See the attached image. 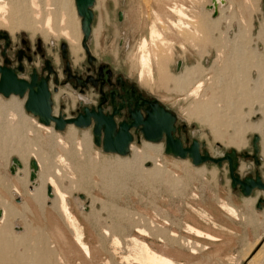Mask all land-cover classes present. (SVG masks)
I'll return each mask as SVG.
<instances>
[{
  "label": "rangeland",
  "instance_id": "rangeland-1",
  "mask_svg": "<svg viewBox=\"0 0 264 264\" xmlns=\"http://www.w3.org/2000/svg\"><path fill=\"white\" fill-rule=\"evenodd\" d=\"M11 1L12 4L16 2L6 0L8 4L0 12V29L9 33L11 45L17 44L20 37L31 40L40 38L50 52L53 47L57 50L59 41H66L63 36H46L41 31L45 12H40L42 15L38 16L35 3L40 1V7L44 9L47 0H26V12L18 14L12 13ZM72 1L80 24L75 2ZM104 1L108 16L98 40V0L93 6L92 52L100 60L135 80L146 94L176 113L177 123L186 124L183 140L198 139L214 157L221 156L231 148L237 154H251L252 135L259 130L264 131V127L246 130L240 146L227 139L239 123H257L261 122V117L264 118V40L259 38L257 32L260 23H264L262 0H226L216 16L206 7L211 0ZM169 4L175 8L181 5L187 18L175 13L177 10L171 12ZM118 11L122 12L121 20L118 19ZM158 15L163 22L157 20ZM169 17L189 23L191 30L179 21L172 27ZM29 19L37 27L36 32L24 26H14L16 29L11 27L16 21L29 22ZM247 20L252 24L248 33L242 30ZM152 26L161 30V33L164 31L160 38L155 37L159 39L157 42L152 41L149 34ZM143 37L148 38L144 48L141 47ZM154 41L155 45L158 43L157 47ZM162 44L163 47L167 46L166 53L169 51L167 67L173 77L199 65L200 73L203 70L199 78L195 77L198 78L195 80L192 77L187 87L181 89L175 87L173 80L168 86L160 87L163 85L157 79L156 59L152 56L154 78L144 83L140 76L143 68L140 66V55L149 48V51L162 49ZM80 52L78 58L71 53L74 65L80 64L85 56L83 49ZM177 60L182 61L178 70ZM227 76L228 79L235 77L239 83L230 98L223 95L225 90L222 88ZM198 80L203 81L201 94L214 93V96L219 97L214 102L218 108L224 109L223 123L207 122L201 113L195 112L197 100L207 96L200 94L201 97L196 98L188 95ZM239 80L243 83L240 84ZM211 82L213 86L210 87ZM55 97L54 107L57 111L61 109L60 103L63 101H67L64 106L67 115L77 107V93L69 88L61 87ZM17 102L20 104L19 114L14 113L16 111L11 105ZM23 102L24 98L17 95L5 97L0 94V124L4 122L14 128L11 132L0 129V136H8L7 139L4 137L7 146L26 147L28 163L31 158L41 162L38 177L34 180L37 186L34 188H44L43 201L32 198L30 186L33 183L28 179V164L27 172L23 170L22 157L26 155L21 156L10 150L11 154L0 150V199L19 209H26L23 215L10 219V224L14 220L20 224L26 222L34 232L40 231L49 237L50 246L56 249L51 264H127L125 257L129 255L131 264H141L134 259L136 251L133 236L145 240L154 250L172 258L175 264H264V203L261 208L255 206L257 198L264 197V191L255 189L251 195L244 196L238 188H232L226 161L221 166L214 162L194 165L188 157L166 154L163 141L150 142L141 135L138 140L134 139L133 148L127 155L104 152L101 146L93 143L90 128L68 124L62 131L54 130L52 124L44 125L26 111ZM258 145L259 165H255L250 156L239 157V165H245V169L237 170L240 176L253 174L255 169L261 176L264 174V138L261 135ZM13 156L21 159L23 167L11 173L9 165ZM48 175L53 176L64 190L71 219L83 232L91 256L82 254L75 241V229L60 208L56 194L53 192L52 198L46 195ZM42 179L45 180V186ZM15 188L19 193H15ZM20 224L14 225L13 229H21ZM190 225L212 234L214 239L205 237V234L196 235ZM36 227L40 230H36ZM140 228L145 229L142 231L144 233H141ZM106 261L108 263H104Z\"/></svg>",
  "mask_w": 264,
  "mask_h": 264
},
{
  "label": "bare ground",
  "instance_id": "bare-ground-1",
  "mask_svg": "<svg viewBox=\"0 0 264 264\" xmlns=\"http://www.w3.org/2000/svg\"><path fill=\"white\" fill-rule=\"evenodd\" d=\"M176 1H178V0H176ZM216 1H217V11H220L224 7L226 0H224V2H222L221 0H216ZM72 2H73L72 0H47V3H46L47 6H45L44 9H42V7H40L41 6L40 5V1H38V3H35V5H37V9H36L35 13L39 16L42 12H45L44 20L43 21L41 20V22H42V28L40 27L42 29L41 31L46 36H49L51 34H53L54 36L55 35L56 36H63L66 39V42H67V45H68V50H69V47H70L71 53L75 54L77 56L76 58H78L79 52L82 51V47H81V44H80L82 33H81V30H80L79 21L76 18V14H75V10H74ZM25 3H26V0H16V2H14L13 4H12V1H11V4L13 5L12 6V13L18 14V13H22L23 11H25L26 8H27ZM172 3H174V1ZM209 3H211V1ZM6 4H8V2H6V0H0V12L2 11L3 8H6V6H7ZM180 6L175 8V6H173V4H172L168 8H169V10L171 12L177 10L178 12H175V13L181 14V16L184 15V17H185L187 14L183 11V7L180 8ZM106 7H107L106 6V2L104 0H98L97 9H98V12H99V26L100 27L98 29L99 32L96 35V38H97L96 40L99 39L100 30L103 27L104 22L107 20V16L108 15H107V11H106L107 8ZM209 10L213 11V9H209ZM27 15H28V13H27ZM38 16H37V18H39ZM186 18H187V16H186ZM160 19H161V17L159 16L157 20H160ZM170 19L172 20V24H171L172 27L177 25V21H179V20L176 21V20H173L172 18H170ZM160 21L163 22L164 20L163 21L160 20ZM247 21L243 23V29H242L246 33L250 32L251 31V27H252L251 21H248V22ZM169 22H170V20H169ZM178 23H182L183 26L188 27V28L191 27V25L189 23L182 22L181 20ZM11 25H13V26H11L12 28L14 26L15 27L24 26L26 28H29L33 32H36L38 30L37 27H35V25L32 23L31 19H29V22L16 21L14 24H11ZM178 27H181V26H178ZM176 28H177V26H176ZM178 30H180V29H178ZM190 30H191V28H190ZM257 32H258L259 38H263L264 39V23H261L259 25ZM92 33H93V28H92V32H91V37H92ZM162 33H161V30L159 31V29H157L154 26H152V29L150 30L149 34H151V37H152L151 40L152 41L155 40L157 42V40L159 41V39L156 40L155 37L160 38V35ZM8 35H9V33H8ZM9 38H10V35H9ZM196 40L197 39L195 38V41ZM155 41L153 43H154V46L157 47L158 43L155 45V43H156ZM164 41H165V39H164ZM147 42H148V38L147 37H143V40H141V47H143V48L146 47ZM165 46L163 47V44H162L161 45V47H163L162 49L161 48L160 49L158 48L157 50L151 49L150 51H149V49H150L149 48L148 51H146L144 53H142V50H141L142 54L140 55V61H141L142 65H140V66L143 67V68H142V72L140 73V76H141L142 80L144 81V83L146 82V84L151 82V81H153L154 72H153V68L151 66V63H152V56H154L155 57L154 59H156L155 63L157 65V79H158V81H160V84L163 85V86L160 85V87H163V88L166 87L164 85H167L170 81L172 82V80L174 81L175 87L177 86L180 89L184 88L185 86L187 87V84H188L189 81L192 80V77L195 78V77L200 76L202 74L203 70L200 73L199 65H196L192 69L187 70L185 72H182L181 74L173 77V75L170 74V71H169V69L167 67V65H168L167 64V60H168V55H169L168 52L169 51L166 53ZM166 48H167V46H166ZM243 53H244V51H243ZM170 55H171V53H170ZM199 73H200V75H199ZM235 73H236V71L234 72V74ZM228 76H231V75H228ZM228 76L225 78V82H224V85H223L222 88L225 90V94H223V95H225L226 97L228 95V98H230V96L231 97L233 96L232 92L235 91V89L237 87H239V85H238L239 83H238V81H236L235 77H232L234 79V81H233V79H228L229 78ZM224 77H225V75H224ZM198 78H195V80L198 79ZM239 82H240V80H239ZM242 83L243 82H240V84H242ZM211 86H213L212 82H211L210 87ZM202 87H203V81L202 80H198L197 83H196L195 88H193L188 95H190V96L193 95L194 97L198 98L200 96V94H201L200 91H201ZM167 89H168V87H167ZM224 90H222V93H223ZM213 94L211 93V95L210 94L208 95L205 92V94H203V96L204 95H207V96H204L203 99H198L197 100L195 112L198 111L199 114L201 113V115H203L202 118L204 120H207V122L220 124V123H223L225 121V118H224L225 114L223 113L224 109H220V108H218L215 105L214 100L216 98H219V97L218 96H214ZM52 97H53V95H52ZM196 98H195V100H196ZM195 100L193 102L194 104H195ZM11 102H12V100H11ZM11 105L14 107V110L16 112H14L13 109L11 111L14 112V113H18L19 114V112H17V111H18V107H19L20 104H18V102H17V103H11ZM193 107H195V105ZM190 110H192V108ZM53 111H54V106H53ZM54 113H55V111H54ZM189 114H190V112H189ZM7 122H9V121H7ZM3 123L0 124V129H2L3 132H8L9 130H10V132L13 131V129H14L13 127H9V126H7V125H5ZM9 123H11V122H9ZM6 124H8V123H6ZM12 124H14V123H12ZM12 124H10V125L12 126ZM263 124H264V122H257V123L242 122V123H239L236 126L234 133L229 135V136L227 135L228 136L227 140L230 143L234 144V145L240 146L243 143V135L246 132V130L248 131L249 129H255V130L256 129H258V130L262 129ZM3 135H4V133H3ZM258 135H259V133H258ZM4 137H6V136L4 135ZM4 137L0 136V150L2 152L8 154L9 150H10V152H17L21 156H24V154L27 152L26 147L25 148L24 147H17L19 145H17L16 147H11L10 145L7 146V144H6L7 142H5L6 140H5ZM259 137H260V135H259ZM7 138H8V136L6 137V139ZM8 142H10V141L8 140ZM132 146H133V143L131 142L130 148H129L130 150H131V148H133ZM9 154H11V153H9ZM35 154L38 156L37 152H35ZM27 157H28L27 155H26V157H22V159L24 160L23 161L24 162V168H23L24 172H27V164H28V158ZM19 160L21 162V167H23V163H22L20 158H19ZM35 160L37 161L38 168L40 169L41 162L38 161L37 159H35ZM45 161L46 160H44V163H45ZM132 166L133 165H131V167ZM126 167H128V166H126ZM17 168H19V167H17ZM240 168L242 170L245 169V165H243V164L241 165V163H240L238 169L240 170ZM39 169H38V174H39ZM45 169H46V166H45ZM44 176L46 177V174H44ZM37 177H38V175H37ZM262 178H263V176H262ZM42 180H44V179H42ZM47 181H48V185H50L51 188H52V195L54 196L53 192L56 194V196H57L56 200L59 201L60 206H61L60 208H62V210L64 211L65 216L68 217V220L71 221L70 225L72 224V228L75 229V235H76L75 241H76L77 245L79 246V248L82 250V254H84V256H91L90 247L87 244V242H85L84 239H83V232L77 227V225L75 223V220L71 219L72 216H71V212H70L69 207H68L67 202H66V198H65L66 195L64 193V190H62V188L60 186H58V184L56 182V179L53 176H49ZM35 183L36 182L34 181L33 184H32V188H30L31 191H32V198L37 200L38 202H42L43 201V196H44V188L43 187L34 188L35 186H37V185H35ZM43 185L45 186V180H44V184ZM15 191H16L15 193H19V190L16 189ZM0 208L2 209V213L0 215V223L3 220H5V219L7 220V222L5 220V223L0 226V264H51L53 262V258H54V255H55L54 252L56 251V249L52 248L50 246L49 239H48L49 237L47 235H45V234L42 235L40 233V231L39 232L38 231L34 232L33 228L31 226H28L26 224V222L20 224V222L18 220H14L13 223L10 224V221H9L10 219H15V217L23 215V213H24L23 210H26V209L25 208L19 209L17 206L13 205L12 203H7L6 200H3V199H0ZM229 208H230V206H229ZM231 209L233 211L235 210L234 207H231ZM16 224H18V225L20 224L21 229H18L17 231H15L13 229V227ZM24 224H25V226H24ZM35 229L36 230L37 229L40 230L39 227H36ZM190 229H192L193 230L192 232L196 233V235L203 236L205 234L203 231H201V230H199V229H197V228H195L193 226H190ZM22 230H23L22 234H18ZM142 231H145V229H143V228L141 229V233H144ZM205 236L212 237V236H210L208 234H205ZM132 240L135 243L134 244L135 245L134 249L136 251V254L134 256L135 261L137 260L141 264H175L176 263L173 259H171V258L167 257L166 255L154 250L145 240L140 239V237L133 236ZM62 246L64 248L63 244H62ZM129 256L125 257L127 264H131L130 262H132V261H130ZM104 263H108V262L106 261Z\"/></svg>",
  "mask_w": 264,
  "mask_h": 264
},
{
  "label": "water",
  "instance_id": "water-1",
  "mask_svg": "<svg viewBox=\"0 0 264 264\" xmlns=\"http://www.w3.org/2000/svg\"><path fill=\"white\" fill-rule=\"evenodd\" d=\"M224 2V0H221ZM76 13L80 17L81 30V47L86 53H89L87 41L92 32V22L94 18L93 5L95 0H74ZM263 11H264V0ZM208 9H213L212 15H217V1L211 0V3L206 5ZM118 19H122V12L118 11ZM1 55H5L6 48L10 43V38L5 30H0ZM66 42H62L61 48L63 56L65 54ZM5 63L8 59L5 58ZM182 64L181 60H177L176 69L178 70ZM47 70L51 72V66L46 65ZM21 69L8 67L5 64H0V94L5 97L17 95L24 98L23 108L37 117L38 121L44 125L53 126L54 130L62 131L68 124H73L80 128H90L92 141L95 145L101 146L104 152L115 153L118 155H127L130 151V144L134 140V135L130 128H134V133H140L141 136L150 142H164V152L172 154L180 158H190L192 164L199 165L203 162H214L221 166L224 161L227 162L230 185L232 188H238L242 195L249 196L255 189L264 191V181L257 169L253 174L240 176L237 172L239 168V157H251L255 165H259V140L258 133H254L251 138L252 153L237 154L234 148L229 151H224L221 156L214 157L204 148V143L196 138H191L188 145H184L181 137L176 135L180 127L176 125L177 115L171 109L163 105L158 99L153 98L148 106L143 109L144 115L138 110L130 112V122L120 121L115 122L112 115L102 113L100 106L98 109H92L83 106V111L77 115H67L61 109L54 113L52 107L51 91L48 85L47 78L37 79L36 70L33 68L28 79L19 77L15 70ZM182 128L186 124L182 123ZM139 136H137L138 140ZM186 141L188 139L186 138ZM29 173L28 179L34 182L38 175V164L34 158H31L28 163ZM17 167H21V162L18 157H11L9 170L14 173ZM32 188V185L30 186ZM46 195L52 197V188L46 186ZM83 198L82 194H79ZM264 203V197H258L255 203L256 208H261ZM2 209L0 208V215ZM18 228V227H17Z\"/></svg>",
  "mask_w": 264,
  "mask_h": 264
},
{
  "label": "flooded vegetation",
  "instance_id": "flooded-vegetation-1",
  "mask_svg": "<svg viewBox=\"0 0 264 264\" xmlns=\"http://www.w3.org/2000/svg\"><path fill=\"white\" fill-rule=\"evenodd\" d=\"M91 38L90 36L87 41L89 53L83 50L85 56L78 65L73 64L71 50L70 47L68 50L65 40L59 41L57 50L56 47H53V50L48 52L40 38L31 40L26 37H20L19 42L14 45H11L10 40L5 55L0 53V64L12 68L21 66V69H16L15 72L24 79L29 78L33 68L36 70L37 79L47 78L51 91L52 107L54 106L52 95L60 92L61 87L69 88L77 93V107L70 114L71 116L83 111V106L92 109H98L100 106L102 113L112 115L115 122H130V112L135 110L144 115L143 109L148 106L153 97L146 94L136 81L128 75L100 60L91 50ZM3 42L4 40L1 39L0 43ZM62 42H66L64 49L66 57L63 56ZM1 50L2 48H0V52ZM5 58L8 59L7 63L4 62ZM47 64L51 66V72L47 70ZM65 104L67 101L60 103L63 112H65ZM176 125L180 127L176 135L181 137L184 145H188L190 141H186V138L182 139L186 127L182 128V124L178 123ZM130 131L133 133L134 139L141 135L134 133L133 127L130 128Z\"/></svg>",
  "mask_w": 264,
  "mask_h": 264
},
{
  "label": "crops",
  "instance_id": "crops-1",
  "mask_svg": "<svg viewBox=\"0 0 264 264\" xmlns=\"http://www.w3.org/2000/svg\"><path fill=\"white\" fill-rule=\"evenodd\" d=\"M212 12V11H211ZM261 24V23H260ZM262 40H264L263 38H261ZM244 57H246V55H243ZM249 56V55H248ZM243 57V58H244ZM264 58V57H263ZM72 60H73V58H72ZM58 92H56V93H54L53 94V100L55 101L56 100V94H57ZM54 111H55V113H57V110H55V107H54ZM65 111V110H64ZM259 121H261V122H264V118L263 117H261L260 119H259ZM263 127H264V124H263ZM259 135H261L263 138H264V131H261V130H259ZM264 173V172H263ZM262 176H263V179H264V174H262ZM191 226V225H190ZM196 228V227H195ZM197 229H199V228H197ZM199 230H201V229H199ZM202 231V230H201ZM204 232V231H203ZM205 234H208V235H210V236H212V234H209V233H206V232H204ZM205 237H207V238H209V239H214L213 238V236L212 237H208V236H205ZM170 258V257H169ZM172 259V258H171Z\"/></svg>",
  "mask_w": 264,
  "mask_h": 264
}]
</instances>
